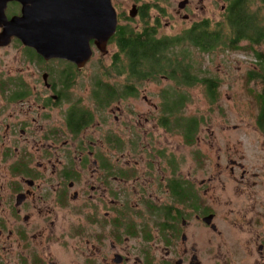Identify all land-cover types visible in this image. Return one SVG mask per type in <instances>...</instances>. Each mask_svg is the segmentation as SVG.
I'll return each mask as SVG.
<instances>
[{"label": "flooded vegetation", "instance_id": "obj_1", "mask_svg": "<svg viewBox=\"0 0 264 264\" xmlns=\"http://www.w3.org/2000/svg\"><path fill=\"white\" fill-rule=\"evenodd\" d=\"M2 1L8 21L22 16L20 1ZM44 1L56 8L60 0ZM242 1L264 17V0H111L117 30L107 49L118 51L121 28L152 31L158 40L198 25L224 29L231 16L240 23ZM259 27L264 33V20ZM241 41L240 47H253L250 70L258 71L263 45ZM13 44L25 48L30 63L35 51L16 37L0 50ZM90 44L93 56L84 68L35 52L41 64L59 63L58 70H39L34 86L10 71L0 79V264H264V126L257 99L250 161L239 142L217 141L215 152L214 133L207 150L199 137L207 120L197 117L191 141L188 100L177 114L170 97L178 88L168 75L139 80L99 70L91 83L81 82L98 51ZM113 76L125 82L113 83ZM144 81L166 83L157 98L143 94L140 112L133 103ZM113 88L120 89L115 98ZM175 136L188 153L168 145Z\"/></svg>", "mask_w": 264, "mask_h": 264}, {"label": "rangeland", "instance_id": "obj_2", "mask_svg": "<svg viewBox=\"0 0 264 264\" xmlns=\"http://www.w3.org/2000/svg\"><path fill=\"white\" fill-rule=\"evenodd\" d=\"M223 50L221 49L213 54L201 53L196 49L193 51L194 62L197 64L198 70L199 68L201 69L199 70L201 72L199 76L217 81L218 98L214 103H211L207 95L206 86L204 85L180 87V91L189 96L185 114L189 117L203 118L202 121L207 120V123L205 122L199 131V137L202 140L201 146L203 148L207 149L208 147L209 149L211 147V144L208 142L214 133V144L216 142V146L212 147L215 152L217 151V141L219 144L229 141L239 142L237 149L240 155H243L247 161H250V140L253 139L252 129L256 114H258V104L255 102L253 90L255 89L254 91L259 93L261 89L259 83L257 85V83L249 84L247 82L248 72L251 71L250 69H254L255 57L252 53L250 54V52L243 50L241 52ZM116 52L117 47L114 45L108 47V54L106 55L97 51L92 61L84 69L85 73L82 76L81 82L85 84L91 83V79L98 76L99 70H109L113 63V55ZM25 57V48L19 44H13L6 49L0 50V79L6 75L5 73L10 71L13 78L19 74H23L25 78L27 76L26 79L30 85L34 86L41 78L39 70H58L60 67L57 62L40 64L32 60L30 63L25 64ZM111 82L124 83L125 78L113 76ZM154 82L157 81H153V83L148 81L142 82L143 84L140 83L142 86L139 91L141 92L139 93L140 96L133 103L135 104L134 107H137L140 112L146 110L145 104L143 105L141 102L143 94H148L149 98H157L158 91L166 83L161 81L163 84L158 85ZM88 93L89 91L85 90L83 95L87 96ZM126 104L123 103L122 105ZM113 108L116 109V105ZM127 114L129 112L125 115ZM221 126L225 128L221 129ZM234 126H239V129L235 131L233 129ZM161 140L165 141L164 137L161 136ZM183 144L182 139L178 136H175L168 142V145L174 150L188 153L189 150L184 148ZM199 146L200 144H195L194 148L198 149ZM258 146L262 147V139Z\"/></svg>", "mask_w": 264, "mask_h": 264}, {"label": "trees", "instance_id": "obj_3", "mask_svg": "<svg viewBox=\"0 0 264 264\" xmlns=\"http://www.w3.org/2000/svg\"><path fill=\"white\" fill-rule=\"evenodd\" d=\"M240 10V23H238L235 16H231L224 29L198 25L193 30L185 32L183 36L172 39L163 38L158 40L153 37L154 32L152 31L145 34H135L133 31H126L125 28H121L116 35L118 51L114 55L109 70H115L118 76L128 75L139 80L168 75L178 86V89H174V95L170 97L175 99V102L171 105L177 114H181L184 109V101L188 100L189 96L180 91V87L204 85L211 103H214L218 98L217 81L199 76L201 73L199 70L201 69L198 70L193 58L195 49L198 52L208 54H213L221 49L232 52L243 50L251 54V52L254 53L253 47H251L252 49L244 46L240 47L241 40H245L249 44L263 45V52H256L260 67L258 71L248 72L247 82L250 84L252 81L260 79V92L256 93L254 89L253 94L260 106V123L264 126V33L258 32L261 30L259 24L262 23L264 17L260 13L250 12L246 1H242ZM254 31H257L256 39ZM259 34H262V39L259 38ZM29 52L32 60L41 64V58L35 52ZM115 90L120 93V89L117 91L113 88L112 98H115ZM168 110L167 108L166 112ZM196 119L197 117H193L189 123L191 127V130H189L192 134L191 141L196 130Z\"/></svg>", "mask_w": 264, "mask_h": 264}, {"label": "water", "instance_id": "obj_4", "mask_svg": "<svg viewBox=\"0 0 264 264\" xmlns=\"http://www.w3.org/2000/svg\"><path fill=\"white\" fill-rule=\"evenodd\" d=\"M22 16L8 21L0 0V47L13 37L45 60L62 59L84 68L93 56L91 41L108 54L107 45L117 30V15L111 0H60L47 8L44 0H18ZM53 10L56 14L53 13Z\"/></svg>", "mask_w": 264, "mask_h": 264}]
</instances>
